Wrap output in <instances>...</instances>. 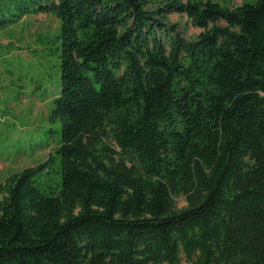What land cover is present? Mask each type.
Masks as SVG:
<instances>
[{
    "label": "trees",
    "instance_id": "16d2710c",
    "mask_svg": "<svg viewBox=\"0 0 264 264\" xmlns=\"http://www.w3.org/2000/svg\"><path fill=\"white\" fill-rule=\"evenodd\" d=\"M39 13L60 131L0 182V264H264V0H0V29Z\"/></svg>",
    "mask_w": 264,
    "mask_h": 264
},
{
    "label": "rangeland",
    "instance_id": "374dc122",
    "mask_svg": "<svg viewBox=\"0 0 264 264\" xmlns=\"http://www.w3.org/2000/svg\"><path fill=\"white\" fill-rule=\"evenodd\" d=\"M235 7L255 0H214ZM186 39L199 29L184 14L171 13ZM60 21L53 14H32L0 29V182L13 172L43 161L56 144L60 124L48 114L60 77ZM56 129L57 132L51 131ZM178 205L184 201L177 199ZM180 264H189L182 258Z\"/></svg>",
    "mask_w": 264,
    "mask_h": 264
}]
</instances>
